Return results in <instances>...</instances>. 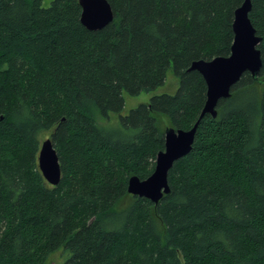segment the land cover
<instances>
[{"label": "trees", "instance_id": "1", "mask_svg": "<svg viewBox=\"0 0 264 264\" xmlns=\"http://www.w3.org/2000/svg\"><path fill=\"white\" fill-rule=\"evenodd\" d=\"M0 0V264H264V0L257 77L244 72L199 120L191 150L157 203L127 191L147 177L167 126L189 129L206 97L192 61L228 55L242 0H107L114 19L88 30L78 0ZM110 126L130 95L162 85ZM49 132L56 185L37 156Z\"/></svg>", "mask_w": 264, "mask_h": 264}, {"label": "water", "instance_id": "2", "mask_svg": "<svg viewBox=\"0 0 264 264\" xmlns=\"http://www.w3.org/2000/svg\"><path fill=\"white\" fill-rule=\"evenodd\" d=\"M81 8L80 22L88 30L104 28L114 19V12L107 0H78ZM251 0H242L233 12V40L228 55H217L211 59H197L189 69L198 71L206 84V97L199 117L189 129L167 126L164 129V147L156 154L152 172L145 178L129 176L127 191L157 203L169 191L168 171L174 161L186 155L192 147L200 118L209 113L216 117V105L220 98L230 96L231 86L244 72L257 77L262 66L258 43L261 36L256 33L249 12ZM1 118V117H0ZM39 170L44 179L56 185L61 176L58 154L51 136L40 142L37 156Z\"/></svg>", "mask_w": 264, "mask_h": 264}, {"label": "rangeland", "instance_id": "3", "mask_svg": "<svg viewBox=\"0 0 264 264\" xmlns=\"http://www.w3.org/2000/svg\"><path fill=\"white\" fill-rule=\"evenodd\" d=\"M53 0H42V6L48 7ZM179 80L178 77L174 74L172 67H170L165 76L164 83L159 85L153 90L150 91H142L136 95H130L126 92H123L124 98V107L120 113H109L107 117L97 116L96 121L99 124H107V126L113 125L118 121L119 114L125 115L130 109L135 108L141 103H146L149 99L154 95H159L163 93L173 94L178 88ZM50 137L49 132H45L40 136V142L43 139ZM68 254L62 248L56 250L52 254H50L48 261L49 264H62L64 260L67 258Z\"/></svg>", "mask_w": 264, "mask_h": 264}]
</instances>
